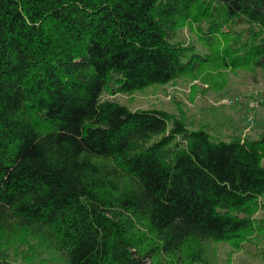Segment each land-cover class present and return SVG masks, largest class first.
I'll return each instance as SVG.
<instances>
[{"label":"trees","instance_id":"trees-1","mask_svg":"<svg viewBox=\"0 0 264 264\" xmlns=\"http://www.w3.org/2000/svg\"><path fill=\"white\" fill-rule=\"evenodd\" d=\"M209 67L264 74V0H0V264H264V118L113 97Z\"/></svg>","mask_w":264,"mask_h":264},{"label":"rangeland","instance_id":"rangeland-1","mask_svg":"<svg viewBox=\"0 0 264 264\" xmlns=\"http://www.w3.org/2000/svg\"><path fill=\"white\" fill-rule=\"evenodd\" d=\"M185 32L192 40H198L194 31L187 28ZM263 87L262 71L209 67L195 79L182 76L166 85H154L113 97L131 109L156 107L178 114L183 107L189 119L206 125L213 135L227 138L240 127L243 136H255L260 132L249 119L264 118L263 105L251 107V103L262 93ZM234 98L239 101L233 104L225 102V99ZM255 216L264 217V208L261 207ZM213 247L212 264H263L259 248L255 244H245L242 249H236L230 243L221 242Z\"/></svg>","mask_w":264,"mask_h":264},{"label":"built area","instance_id":"built-area-1","mask_svg":"<svg viewBox=\"0 0 264 264\" xmlns=\"http://www.w3.org/2000/svg\"><path fill=\"white\" fill-rule=\"evenodd\" d=\"M239 101L238 98H234V99H225V102L228 104H233V103H237ZM264 104V87H263V91L262 93L258 96L257 100L251 103V107H255L258 108L260 106H262ZM249 121H251V124L254 125L255 121L253 118H250Z\"/></svg>","mask_w":264,"mask_h":264}]
</instances>
